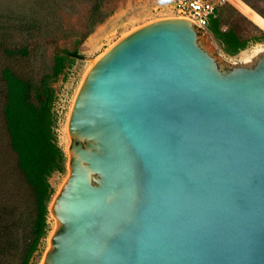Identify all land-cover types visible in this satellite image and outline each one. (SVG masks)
Instances as JSON below:
<instances>
[{
	"label": "water",
	"instance_id": "obj_1",
	"mask_svg": "<svg viewBox=\"0 0 264 264\" xmlns=\"http://www.w3.org/2000/svg\"><path fill=\"white\" fill-rule=\"evenodd\" d=\"M167 17L92 65L42 264H264V53L228 67Z\"/></svg>",
	"mask_w": 264,
	"mask_h": 264
},
{
	"label": "rangeland",
	"instance_id": "obj_2",
	"mask_svg": "<svg viewBox=\"0 0 264 264\" xmlns=\"http://www.w3.org/2000/svg\"><path fill=\"white\" fill-rule=\"evenodd\" d=\"M175 1L0 0V73L4 66H9L32 78L40 86L43 79L53 73L57 54L68 49L78 50L81 55L70 57L63 72L49 79V85L55 92L52 109L57 119L58 143L65 151L68 161L71 143L67 132L68 121L75 97L88 70L101 55L132 30L157 19L179 16L174 8ZM256 3L264 9V1ZM229 9L233 11L231 17L228 15ZM255 11L264 18L256 9ZM218 12L225 16L223 27L226 29L233 25L241 36L250 37V45L237 55H228L208 28L197 27L207 38L202 44L229 68L234 65H254L260 54L264 53L254 55L257 47L264 46V40L254 39L261 36L264 29L241 13L230 0ZM5 48L15 50L16 54H5ZM22 49L26 52H22ZM4 89L0 79V210L6 213L14 210V222L20 220L19 227L13 228L8 262L20 264L26 229L34 216L31 210V191L17 165V156L10 146L5 127ZM68 174L67 162L66 172H55L50 177V182L56 189L54 197ZM48 223L51 230L41 248L34 254L33 264H42L46 252L52 247L51 235L58 221L51 212Z\"/></svg>",
	"mask_w": 264,
	"mask_h": 264
},
{
	"label": "trees",
	"instance_id": "obj_3",
	"mask_svg": "<svg viewBox=\"0 0 264 264\" xmlns=\"http://www.w3.org/2000/svg\"><path fill=\"white\" fill-rule=\"evenodd\" d=\"M264 16V9L256 2L264 0H243ZM254 9V10H255ZM232 9L228 15L231 17ZM224 18L217 11L208 24V29L218 40L222 49L231 56L246 49L250 37H243L230 25L224 28ZM264 40V33L254 41ZM22 52L26 50L22 49ZM5 54L14 56L15 50L5 48ZM81 57L78 50L56 55L53 73L47 75L38 86L32 78L25 76L9 66H4L0 79L4 86L3 117L10 146L17 156V165L27 182L32 196V222L26 229L25 244L21 253L20 264H33L34 254L43 245L51 226L48 223L49 205L56 193L50 182L55 172H66L68 158L58 143L57 119L53 113L55 92L49 85V79L59 76L68 59ZM14 210H0V264H8L11 255L13 228L19 227L20 220L14 222Z\"/></svg>",
	"mask_w": 264,
	"mask_h": 264
},
{
	"label": "built area",
	"instance_id": "obj_4",
	"mask_svg": "<svg viewBox=\"0 0 264 264\" xmlns=\"http://www.w3.org/2000/svg\"><path fill=\"white\" fill-rule=\"evenodd\" d=\"M227 0H176L174 8L177 15L191 19L198 28H207L212 16Z\"/></svg>",
	"mask_w": 264,
	"mask_h": 264
},
{
	"label": "bare ground",
	"instance_id": "obj_5",
	"mask_svg": "<svg viewBox=\"0 0 264 264\" xmlns=\"http://www.w3.org/2000/svg\"><path fill=\"white\" fill-rule=\"evenodd\" d=\"M230 2L241 12L243 13L246 17L251 19L255 24L260 26L261 28L264 29V18L260 16L254 9H252L250 6H248L245 2L242 0H230ZM264 51V46H259L256 48L254 55H258L261 52ZM67 132H68V138L71 139L68 127H67ZM68 139V142L70 141Z\"/></svg>",
	"mask_w": 264,
	"mask_h": 264
}]
</instances>
